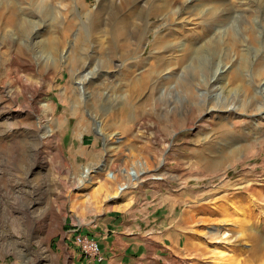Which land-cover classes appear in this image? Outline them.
<instances>
[{
  "label": "rangeland",
  "instance_id": "1",
  "mask_svg": "<svg viewBox=\"0 0 264 264\" xmlns=\"http://www.w3.org/2000/svg\"><path fill=\"white\" fill-rule=\"evenodd\" d=\"M11 1L0 0V11L22 17L35 8L13 0V13ZM64 1L83 21L58 59L37 42L64 21L62 0L52 3L54 17L29 11L39 38H20L11 26L0 33V264H84L77 235L125 196L135 199L133 220L147 217L120 236L119 249L135 244L123 264H264V0ZM82 2L111 15L109 58L93 41L98 17L85 16ZM168 32H177L174 43L155 46ZM82 35L86 51L75 47ZM85 54L95 58L94 74L79 66ZM154 69L132 96L130 73ZM139 160L150 167L140 185L108 197L130 182L108 172ZM73 227L86 233L68 238ZM175 229L182 237L173 244Z\"/></svg>",
  "mask_w": 264,
  "mask_h": 264
},
{
  "label": "bare ground",
  "instance_id": "2",
  "mask_svg": "<svg viewBox=\"0 0 264 264\" xmlns=\"http://www.w3.org/2000/svg\"><path fill=\"white\" fill-rule=\"evenodd\" d=\"M18 1V0H17ZM23 3H27L29 4V6L31 7H35L37 10H35V8H31L29 9V11L31 12L32 10V13H36V14H39L41 13L42 16L44 17H54V15H52L55 11V7L52 5V3L54 2V0H22ZM21 1V2H22ZM19 2V1H18ZM5 3V0L4 2ZM11 3H13V6L11 8V12H15L17 11V8L15 6V4L17 3H14V1L12 0ZM9 4V3H8ZM19 4V3H18ZM104 4V3H103ZM6 5V4H5ZM62 5L64 7H66L65 11H61V14L63 15L64 17V21L61 22V24H58L56 25L57 28L55 31H52L51 34H49V36L45 39H41L40 41H38V45L39 47L41 46L43 52L46 54V55H53L55 59H58L59 58V54L61 52V49L64 48L66 45H67V39L69 37V33L74 29V25H76V22L79 21L80 23L83 21V16H78L77 14H74L72 15L73 13V7H71V2H66L64 0H62ZM23 6H26V5H23ZM81 6H82V12L85 13V16L86 14H93L95 13L98 17V20H97V24L95 26V31L97 29V32H93L95 33L94 35H98V37L95 38V40L93 41H96L97 40V44H99L101 47L105 49H107L104 53H102L106 58L109 56V53H110V50L108 51V49L112 48L113 47V40L114 38H111V37H107L106 35L112 31V29H109L110 28V22H109V19H110V16L111 15H106V12L104 11V8L103 6L99 7L98 9H96L95 11H90V6L87 5L86 3L82 2L81 3ZM23 9V8H22ZM25 10V9H24ZM29 11H23V16L22 17H19L17 14H12V15H9L6 11L2 10L0 11V33L3 31L4 32V37H6V35L8 34V32L10 31H7L8 27H13V30H16V33L18 35V37L20 38H26V36H32V34H34L33 36H35L34 38L37 39L39 38V31L38 29L36 28L39 24V22H36L35 20L31 19L30 15H29ZM21 12V11H20ZM3 14H6V20L5 22L2 20L4 18V15ZM55 19V18H54ZM53 19V20H54ZM3 21V22H1ZM128 23L129 20H128ZM14 24V25H12ZM16 24V26H15ZM109 25V27H108ZM136 27V26H135ZM138 27V26H137ZM136 27V28H137ZM39 28V27H38ZM113 28V27H111ZM136 28L134 29V31L136 30ZM32 30V31H31ZM114 30V29H113ZM117 31V29H116ZM114 32V31H112ZM178 32H179V29H178ZM110 34V33H109ZM177 34V32L173 33H167V34H158V36L156 37L155 39V46H158L159 43H160V46L159 47H164L166 48L169 44H172L174 43V40H175V35ZM86 35H82L80 38H79V41H80V44L79 42L76 43L75 47H80L81 44H83V46L85 47V51L90 48V39L84 41V38H85ZM113 36V35H112ZM164 36V37H163ZM3 37V38H4ZM88 37V36H86ZM2 38V42H4L6 39L3 40ZM164 38L166 39V42L165 44H162L163 43V40ZM18 40V39H17ZM180 41V40H179ZM179 41H176V42H179ZM21 44L23 43H20V42H17V46H20ZM96 45V44H95ZM106 45V46H105ZM93 46V44H92ZM185 46V45H183ZM73 47V46H72ZM83 47V48H84ZM97 47V46H95ZM29 48V47H28ZM32 48V47H31ZM82 48V46H81ZM94 48V47H93ZM99 48V47H98ZM97 48V49H98ZM3 49V48H2ZM34 49V48H33ZM96 49V48H94ZM96 49V50H97ZM198 49V47H197ZM81 50V49H80ZM79 50V51H80ZM83 50V49H82ZM103 50V49H101ZM183 51V48L181 49ZM196 49H194L193 51H195ZM33 51V50H32ZM197 51V50H196ZM203 51V50H202ZM41 52V50H40ZM95 52V51H94ZM38 53V52H37ZM72 53H76L75 57L78 55L76 50L73 49ZM196 53V52H195ZM204 53V52H203ZM82 55V53H80ZM111 54V53H110ZM186 54V53H185ZM188 56H189V53H187ZM45 55V56H46ZM96 56L99 54L96 53L95 54ZM101 55V54H100ZM161 54L157 55L156 57H161L160 56ZM199 55V54H198ZM52 56V57H53ZM79 56V55H78ZM85 58H81L79 59V66L81 69H85L86 66H88L87 68L90 70V73H95V70H94V65L95 64V58L92 59V61L90 63H88V60L89 59L88 57V54H85L84 55ZM83 56V57H84ZM97 56V57H98ZM190 56H193L194 58V54L192 53V55ZM47 57V56H46ZM49 57V56H48ZM47 57V58H48ZM70 58H68L70 60V63L73 64V60L75 59L74 57H72L71 55L69 56ZM91 57V56H90ZM94 57V56H93ZM110 57V56H109ZM108 57V58H109ZM155 57V55H154ZM199 57V56H198ZM204 57V56H203ZM40 58V57H38ZM200 58V57H199ZM202 58V57H201ZM54 59V61H55ZM105 59V58H104ZM110 60V59H109ZM185 60V56H183L182 58H178V62H183ZM206 60V59H205ZM58 61V60H56ZM105 61V60H104ZM111 61V60H110ZM52 62V61H51ZM60 62V61H59ZM107 62V61H106ZM200 62V61H199ZM198 62V63H199ZM103 63V62H102ZM201 63V62H200ZM106 64V63H105ZM196 67L198 66L197 64H195ZM55 66V64H54ZM74 66V65H73ZM106 66V65H105ZM102 67V66H101ZM174 67H176V65H174ZM194 67V68H196ZM151 68H154L153 66ZM63 70V69H62ZM60 71V70H59ZM158 71V69H154V70H150V71H146L144 73H141V75L139 77H136L134 74V72L130 73L129 75V79H130V82H129V90L133 95L137 96V95H140L148 86H149V83H150V78L156 74V72ZM219 71V70H218ZM75 72V71H74ZM238 72V71H237ZM78 74V73H77ZM180 75V74H179ZM101 76V75H100ZM173 76V75H172ZM171 76V77H172ZM74 77V79H76V72L73 73L72 75V78ZM181 78V77H180ZM59 79V78H58ZM65 79V78H64ZM70 79V78H69ZM179 79V77H178ZM25 86V85H24ZM23 86V87H24ZM66 87V86H65ZM251 87V86H250ZM26 90H27V86L24 87ZM68 88V87H67ZM31 90V89H30ZM37 92V91H36ZM134 92V94H133ZM249 92V91H247ZM189 95L191 96V98L193 99L194 97H196V92L193 88H189ZM131 96V98H132ZM130 98V99H131ZM224 101V99H223ZM197 101H194L193 100V103H196ZM131 104L134 103L132 100L130 102ZM160 103V102H159ZM197 104V103H196ZM200 104V103H199ZM198 105V104H197ZM223 105V104H221ZM235 105V104H234ZM195 106V105H194ZM231 106V105H230ZM192 108V107H191ZM196 108V106H195ZM116 110V109H115ZM172 113V112H171ZM207 125V123L204 124V126ZM54 136V135H53ZM51 137H52V134H51ZM54 138V137H52ZM141 149V148H140ZM104 166L105 164H101L99 165L97 168H95V166L93 165H88L85 170L83 171V177H86L88 175H91L93 171H103L104 170ZM150 169V167L148 166V163L143 161V160H139L137 161V164H134L133 167H130V166H125L121 169H119V172L116 173L115 171H110L108 172V176L110 177V179L112 178V180H116L117 177H119V175H122V176H125L127 178V181H130V182H124V184H121L119 185V188L118 190L116 191V193L114 194H109L108 197H116L118 196L119 192L120 191H124L127 187H129V185L131 184L132 181H136L135 183V186L137 185H140L138 179L140 178V176L142 175V173L148 171ZM94 174V173H93ZM84 181V178H82V182ZM99 182H103L102 178H101V175H99L97 177V180L94 181V183H99ZM110 182V181H109ZM105 186V185H104ZM107 188V186H105ZM103 187V188H105ZM110 187H111V184H110ZM109 189H107L108 191ZM103 192V191H102ZM95 194V192H94ZM254 235V234H253ZM252 235V236H253ZM247 236V235H246ZM251 236V237H252ZM256 240V238H255ZM253 241V240H252ZM252 243L254 242H251V245ZM261 247V246H260ZM263 247V246H262ZM252 248V247H251ZM259 247L257 246L256 247V244L254 245V248H253V251L254 253H256L257 249ZM252 252V251H251ZM249 259V258H248ZM263 263V262H262Z\"/></svg>",
  "mask_w": 264,
  "mask_h": 264
},
{
  "label": "crops",
  "instance_id": "3",
  "mask_svg": "<svg viewBox=\"0 0 264 264\" xmlns=\"http://www.w3.org/2000/svg\"><path fill=\"white\" fill-rule=\"evenodd\" d=\"M134 201L135 199H133V196L131 197L125 196L120 203L109 204V206L105 209V211H103L101 215L96 220H94L95 222L93 223L92 226L94 228L92 229L86 228L87 234L96 237L100 241V245L103 249L104 254L106 255V258L107 259L110 258L114 260L118 258L117 263L120 264L129 262L131 257H135L134 255L131 254L132 250L135 251L133 249L135 244L131 243L133 242V239H129L130 243L127 246V248L121 250L119 249L120 246L119 244L123 242V239H121L120 236L122 237V235H124L125 237H127L131 235L130 228L136 224L135 221H137L139 218L140 220L146 222V217H147L146 213L143 214L140 213L141 215L138 214L139 216L136 215V218H134L135 220H133L134 216L132 214L133 212L131 208L133 206ZM142 210H136V211L141 212ZM136 227H138V225H136ZM125 228L128 229L126 232L124 231ZM68 232H69L68 238H70L73 234H75L74 232H84V230L83 229L80 230V227L77 228L73 227L69 229ZM180 232L181 229H175L173 232L171 230L169 235L171 239H168V241L172 242L173 244L178 243L180 241V236H181ZM172 237H175V240ZM80 255L82 256L81 253ZM83 263L90 264L87 263L85 260ZM94 264H103V263L96 262Z\"/></svg>",
  "mask_w": 264,
  "mask_h": 264
},
{
  "label": "built area",
  "instance_id": "4",
  "mask_svg": "<svg viewBox=\"0 0 264 264\" xmlns=\"http://www.w3.org/2000/svg\"><path fill=\"white\" fill-rule=\"evenodd\" d=\"M76 242L85 260L89 262H103L106 256L103 253L99 241L89 234H78Z\"/></svg>",
  "mask_w": 264,
  "mask_h": 264
}]
</instances>
